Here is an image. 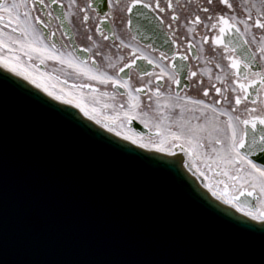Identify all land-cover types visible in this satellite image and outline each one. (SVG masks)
<instances>
[{
    "label": "snow or ice",
    "instance_id": "snow-or-ice-1",
    "mask_svg": "<svg viewBox=\"0 0 264 264\" xmlns=\"http://www.w3.org/2000/svg\"><path fill=\"white\" fill-rule=\"evenodd\" d=\"M53 5L59 12L54 13ZM219 5L223 7L217 8L213 0H207V6L198 4L196 14L185 16L181 24L177 8L186 6L173 0H85L82 5L69 0L67 6L62 0H0V66L69 104L73 100L66 97L74 93L50 91L39 65L55 61L72 69L88 81L74 83L72 89L89 90L94 105H100L89 107L81 95L75 106L86 117L140 148L177 157L159 164L175 168L177 153H183L188 158L185 167L203 178L213 197L264 225V0L246 2L243 15L236 13L230 0H219ZM133 14L138 31L166 26L174 47L154 56V46L133 43L136 36L125 39L122 34L130 33ZM73 18L83 29L87 42L83 48L69 49L64 43ZM54 21L60 22L56 29ZM180 28L185 30L183 40L178 39ZM57 30L62 32L59 41ZM194 49L204 64L199 73L184 63ZM209 49L212 55L206 54ZM185 71L189 81L195 79L202 86L201 97L179 91ZM132 73L138 82H133ZM92 82L112 91H101ZM108 109L109 114L98 118V111ZM134 122L148 130L147 137L134 131ZM234 220L264 234V226Z\"/></svg>",
    "mask_w": 264,
    "mask_h": 264
},
{
    "label": "water",
    "instance_id": "water-1",
    "mask_svg": "<svg viewBox=\"0 0 264 264\" xmlns=\"http://www.w3.org/2000/svg\"><path fill=\"white\" fill-rule=\"evenodd\" d=\"M177 156L159 164L177 157L0 69V264H264V234L234 218L264 225L213 199Z\"/></svg>",
    "mask_w": 264,
    "mask_h": 264
},
{
    "label": "flooded vegetation",
    "instance_id": "flooded-vegetation-1",
    "mask_svg": "<svg viewBox=\"0 0 264 264\" xmlns=\"http://www.w3.org/2000/svg\"><path fill=\"white\" fill-rule=\"evenodd\" d=\"M79 4H83L85 0H77ZM123 2V0H122ZM174 4L177 5H185L186 7L184 8H177V11L181 15V24L184 23V17L196 14V9L198 4H202L204 6H207V0H173ZM214 4L216 5L217 8H222L223 6L219 5V0H213ZM251 3L254 2V0H230V3L233 4L234 8L236 9V13L243 15L242 12V7L244 6L245 3ZM62 3L67 6L69 3V0H62ZM163 3V0H162ZM53 11L54 13L59 12V7L56 5H53ZM36 13H33L35 15ZM202 17L205 15L204 13H199ZM253 15H255V12H253ZM74 23L73 25L67 26L66 30L70 33L69 36H63V40L65 44H68L69 49H71L72 46H78L80 48H83L86 46V39L85 35L83 32V29L80 27V21L77 18H73ZM118 22V21H117ZM59 21H54L53 22V28L56 29L57 24H59ZM141 23H145L143 20H141ZM174 31L176 30V25L173 26ZM201 31H203L201 29ZM185 34V30L183 28H180L177 35L178 39L183 40ZM125 39H130L131 36H136V41H133V43H139L141 47H144L146 45H152L155 48V52H153L154 56H158L160 51H169L170 48L174 47L171 45L169 37L167 35V28L166 26H163L161 28H157L155 31H147L145 32L144 29H140L139 31L137 30V17L135 14H133V23L131 26V31L130 33H123L122 34ZM62 32L60 30H57V35L56 39L59 41L61 39ZM97 39H99L97 37ZM198 40V38H197ZM108 44H111V41L105 42ZM151 51V49H149ZM181 51H183V46L181 48ZM111 52L113 54L116 53V49L113 48L111 49ZM199 53L197 50H193L192 52H189L188 55L190 59L188 61H185L189 67H191L194 71H197L199 73V69L204 67L203 61L197 60V55ZM207 55H212L211 50L209 49L206 53ZM77 55L81 57H86L87 54L83 52H77ZM98 62L99 61V58ZM32 63L39 65V61L34 60ZM138 63H143L145 67L149 68L151 70V66L147 65L146 62H141L138 61ZM179 63V61H177ZM209 67H212L213 73H215V68L213 65H209ZM101 68L104 70H108L111 73V69H106V65L101 63ZM40 73H45V79H44V84L49 88L50 91H53L54 94H61V90H63L64 93H74V95L66 98H71V99H79L81 95L84 97V102L92 107L96 106L97 108H100V105H94V100H93V93L89 92V90L84 89L83 92H81L80 89H72L71 85L72 84H77L79 85L80 83H87L88 81L76 74L75 71L72 69H69L67 66L60 65L59 63L55 61H46L45 64L39 65ZM127 71V70H126ZM121 76H124V73L120 74ZM51 77V78H49ZM133 77V82L136 83L138 82L139 78L136 76V73H132ZM181 85L179 91L183 95L185 92H187L188 95L195 96V97H201L202 91H201V85H199L196 80L194 79L193 81H189L187 77V72L181 73ZM147 79V78H145ZM205 84L204 86H207V76L203 77ZM64 81H67V83H64ZM94 86L99 87L101 91L107 90L109 92L112 91L111 87H108L105 89L103 85H95V82H92ZM121 92L123 91L122 89L120 90ZM214 95V93L212 94ZM142 97L145 100V103H147L146 95L142 94ZM119 99H124L123 97H119ZM103 103V99L101 100V104ZM111 112L110 109L108 110H101L98 111L97 116L98 118H103L102 116L105 114H109ZM175 115V114H174ZM224 119V118H221ZM140 128L143 129L142 135L147 137L148 135V130L145 129L142 125H139Z\"/></svg>",
    "mask_w": 264,
    "mask_h": 264
},
{
    "label": "bare ground",
    "instance_id": "bare-ground-1",
    "mask_svg": "<svg viewBox=\"0 0 264 264\" xmlns=\"http://www.w3.org/2000/svg\"><path fill=\"white\" fill-rule=\"evenodd\" d=\"M21 76V75H20ZM23 77V76H22ZM24 78V77H23ZM27 80V79H26ZM27 81H29L30 82V80H27ZM31 83V82H30ZM34 85V84H33ZM37 87V86H36ZM38 88V87H37ZM38 89H40L41 91H43L44 93H46L47 94V92H45L44 90H43V87H40V88H38ZM54 97V96H53ZM72 105H74L75 106V102L73 101V103H71ZM80 110V109H79ZM83 113V112H82ZM186 163V161L184 162V164Z\"/></svg>",
    "mask_w": 264,
    "mask_h": 264
},
{
    "label": "rangeland",
    "instance_id": "rangeland-1",
    "mask_svg": "<svg viewBox=\"0 0 264 264\" xmlns=\"http://www.w3.org/2000/svg\"><path fill=\"white\" fill-rule=\"evenodd\" d=\"M55 94H57V93H55ZM74 100H75V102H76V99H74ZM89 107H90V106H89ZM104 115H105V114H104ZM104 115H103V116H104ZM106 115H107V114H106ZM103 116H102V117H103Z\"/></svg>",
    "mask_w": 264,
    "mask_h": 264
}]
</instances>
